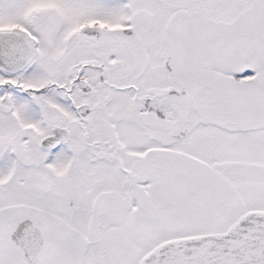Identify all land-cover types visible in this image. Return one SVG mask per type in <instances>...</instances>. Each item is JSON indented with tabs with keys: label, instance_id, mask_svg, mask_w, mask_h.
Here are the masks:
<instances>
[{
	"label": "snow or ice",
	"instance_id": "obj_1",
	"mask_svg": "<svg viewBox=\"0 0 264 264\" xmlns=\"http://www.w3.org/2000/svg\"><path fill=\"white\" fill-rule=\"evenodd\" d=\"M0 264H264V0H0Z\"/></svg>",
	"mask_w": 264,
	"mask_h": 264
}]
</instances>
